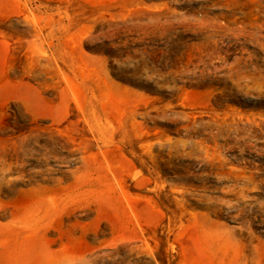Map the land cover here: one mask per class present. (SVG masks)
<instances>
[{
    "label": "rangeland",
    "instance_id": "obj_1",
    "mask_svg": "<svg viewBox=\"0 0 264 264\" xmlns=\"http://www.w3.org/2000/svg\"><path fill=\"white\" fill-rule=\"evenodd\" d=\"M0 264H264V0H0Z\"/></svg>",
    "mask_w": 264,
    "mask_h": 264
}]
</instances>
